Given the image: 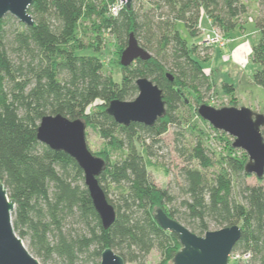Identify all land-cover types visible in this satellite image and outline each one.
I'll list each match as a JSON object with an SVG mask.
<instances>
[{"label":"trees","instance_id":"obj_1","mask_svg":"<svg viewBox=\"0 0 264 264\" xmlns=\"http://www.w3.org/2000/svg\"><path fill=\"white\" fill-rule=\"evenodd\" d=\"M118 2L32 0V25L10 15L0 18V182L14 202L15 233L41 264H99L107 247L124 264H146L153 249L160 264H172L181 245L155 220L160 208L197 235L239 225L231 254L250 256L231 264H264V184L246 182L247 160L232 154L217 158L201 139L186 145L184 134L176 132L175 151L184 162L179 194L156 186L148 172L158 167L153 147L170 126L179 127L176 111L187 100L184 90L196 93L200 102L213 88L181 27L197 37L206 17L226 36L247 5L242 0H133L112 14ZM258 10L259 38L251 57L259 66L253 81L264 88V0H258ZM93 17L98 18L94 29L113 35L121 50L133 33L151 54L122 67L120 82L103 72L98 56L77 54L85 47L83 22ZM139 77L162 90L165 114L153 126L118 124L106 106L113 99H134ZM48 114L80 118L103 141V149L93 154L105 161L98 181L115 210L109 228L101 224L76 161L38 141V124Z\"/></svg>","mask_w":264,"mask_h":264},{"label":"water","instance_id":"obj_2","mask_svg":"<svg viewBox=\"0 0 264 264\" xmlns=\"http://www.w3.org/2000/svg\"><path fill=\"white\" fill-rule=\"evenodd\" d=\"M32 0H0V18L10 15L30 26L33 18L28 9ZM129 7L133 0H119ZM151 54L129 33L127 45L120 56L122 67L135 60H147ZM166 76L171 81L170 73ZM138 93L132 100L113 99L106 106V112L121 125L131 122L153 126L165 114L162 90L147 77L136 80ZM187 101V100H186ZM197 114L214 129L233 137L232 147L246 152L248 159L244 172L261 179L264 176V115L253 112L246 106H223L215 108L201 103ZM36 136L39 142L54 150L71 156L84 175V184L104 229L115 220V210L99 184L98 176L105 161L93 154L86 141V124L80 119H69L61 114L44 115L38 124ZM14 202L0 182V264H41L25 247L12 226ZM158 225L176 234L181 248L172 259V264H229L230 254L241 235L240 226L235 224L208 230L203 235L191 232L185 225L170 218L162 209L154 215ZM99 264H124L123 258L112 248L100 253Z\"/></svg>","mask_w":264,"mask_h":264},{"label":"rangeland","instance_id":"obj_3","mask_svg":"<svg viewBox=\"0 0 264 264\" xmlns=\"http://www.w3.org/2000/svg\"><path fill=\"white\" fill-rule=\"evenodd\" d=\"M242 1L247 5V12L239 17L236 28L226 36L218 28L213 27L206 17L201 20V33L197 37H190L186 29L181 27L183 38L188 41L190 47L194 48V55L201 63L213 88L200 102L196 101V93L188 89L184 90L187 101L176 111L180 119L179 127L170 126L160 137V143L153 147L157 153L158 167L148 168L150 178L156 186L167 187L175 194L180 192L182 180L178 177V170L184 164L183 159L175 151L176 144L180 143V136L176 132L184 134L181 141L186 145L201 139L217 158L232 154L244 161L248 159L242 149L231 148L232 136L214 129L197 114L196 108L199 103L215 108L246 106L253 112L264 115V88L253 81L254 70L259 66L253 63L251 57L252 46L259 38L254 22L259 12L258 0ZM93 22L97 23L98 18L93 17L83 22L86 30L81 31L80 38L85 47L77 51V54L98 56L103 63V72L111 75L114 81L120 82L122 78L120 56L123 50L119 48L113 35L95 30ZM261 130L264 132V127ZM86 141L93 153L103 149V141L92 127L86 128ZM246 182L251 185L264 184V176L258 179L254 175H249ZM108 196L113 197L111 193ZM22 241L27 248L26 240ZM145 263L160 264L159 252L155 249L151 250L146 256ZM229 264H231L230 259Z\"/></svg>","mask_w":264,"mask_h":264},{"label":"built area","instance_id":"obj_4","mask_svg":"<svg viewBox=\"0 0 264 264\" xmlns=\"http://www.w3.org/2000/svg\"><path fill=\"white\" fill-rule=\"evenodd\" d=\"M119 4H122V3L119 1L117 5L112 6L110 8V12L112 14H116L117 13L118 8H119ZM249 256H250L249 253H233V254H230V260H232V261L246 260V259L249 258Z\"/></svg>","mask_w":264,"mask_h":264}]
</instances>
